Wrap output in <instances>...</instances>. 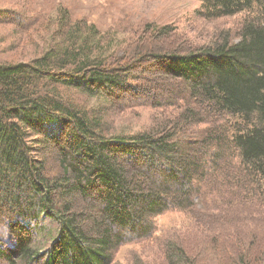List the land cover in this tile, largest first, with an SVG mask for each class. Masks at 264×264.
<instances>
[{
  "label": "trees",
  "instance_id": "1",
  "mask_svg": "<svg viewBox=\"0 0 264 264\" xmlns=\"http://www.w3.org/2000/svg\"><path fill=\"white\" fill-rule=\"evenodd\" d=\"M195 12L207 23L245 16L237 38L220 21L201 40L129 22L122 44L124 27L104 32L60 2L0 13L43 42L28 59L0 57V264H111L170 209L195 229L166 240L167 264H264V0H200ZM154 42L185 53L147 51ZM152 58L172 77L152 102L175 109L152 128L126 131L90 106L133 98L135 70ZM45 219L57 236L39 248L55 231Z\"/></svg>",
  "mask_w": 264,
  "mask_h": 264
},
{
  "label": "rangeland",
  "instance_id": "2",
  "mask_svg": "<svg viewBox=\"0 0 264 264\" xmlns=\"http://www.w3.org/2000/svg\"><path fill=\"white\" fill-rule=\"evenodd\" d=\"M37 7L45 6L47 4L52 5L58 3L70 7L72 13L76 16H82L85 14L89 21L96 22L104 32L114 31L113 29L125 28L129 22H135L147 19V21L155 23H166L169 25H177L178 32L186 31V35L195 37V39H203L205 32H198L203 27L209 30L212 29L214 22L225 24V26L232 27V33L237 38L238 29L245 16V12L229 16L222 17L220 20L212 21L213 23H207V20L196 14V10L200 6V0H29ZM27 0H0V13H8L14 11L17 6H25ZM5 11V12H4ZM7 16V15H6ZM150 19V20H149ZM210 21V20H209ZM13 29V33H12ZM16 28L10 24H0V39L8 32L11 34L7 37L4 43H1L0 48L6 46V49L0 50V57H13L16 59H28L33 55V48L39 44L43 45L42 40L39 37H29L25 33H16ZM126 29V28H125ZM118 35L117 40L122 41V44L128 39L129 30L116 31ZM185 36V35H184ZM21 37L22 40L19 43H14V40ZM126 37V39H124ZM199 42V41H198ZM148 50L170 52L173 50L182 51L183 49H177V42H165V43H153L151 46L148 44ZM122 47V46H119ZM23 48V49H22ZM22 49V51H21ZM185 50H189L186 48ZM185 53V51H182ZM155 58L147 59L146 62H142L140 68L137 67L135 73L138 77L133 80L135 87L134 97L131 98L130 94L125 91H120L121 98L113 99V102L101 98H95L91 100L90 106L107 107V114H112L113 118L111 122L117 127H122L126 131H137L142 128H152L153 124H156V119H162L174 108H165L153 103V98L150 94H160L163 91V86L167 85L171 81V76L167 75L165 71V64L163 61L154 62ZM161 68V69H157ZM137 88V89H136ZM150 93V94H149ZM147 96L150 98L148 99ZM126 103V104H125ZM110 106H114L110 108ZM205 125L196 124V129L201 130ZM195 127V126H194ZM194 131L192 134H196L200 131ZM183 132V131H182ZM181 135H187V132L180 133ZM199 135V134H197ZM49 157L51 154H48ZM51 159V157H50ZM234 161V160H232ZM57 165L51 171L55 176L59 172ZM215 197V195H214ZM216 200V199H215ZM56 201L60 202V199L56 197ZM213 203V202H210ZM190 215L181 210L170 209L163 214L155 217L157 228L153 235L145 236V238L136 239L130 243L122 244L116 247L113 251V260L111 264H134L135 261L142 260L145 264H167V261H163L161 251L164 249L166 240L174 238L176 236H182L188 232V236H192V231L195 229L191 221ZM191 219V218H190ZM44 226H49L52 229H57L54 221L45 219L42 222ZM249 228L256 232L253 227L255 224H248ZM253 225V226H250ZM256 226V225H255ZM54 234L49 239L36 238V247L47 246L50 241L56 235ZM194 234V233H193ZM260 236V234H259ZM149 237V238H148ZM49 242V243H48ZM7 264V262H1Z\"/></svg>",
  "mask_w": 264,
  "mask_h": 264
}]
</instances>
